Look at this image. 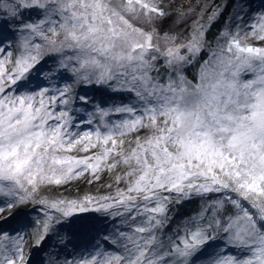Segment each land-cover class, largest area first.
<instances>
[{"label": "snow or ice", "instance_id": "obj_1", "mask_svg": "<svg viewBox=\"0 0 264 264\" xmlns=\"http://www.w3.org/2000/svg\"><path fill=\"white\" fill-rule=\"evenodd\" d=\"M225 6L206 19L202 7L181 39L157 27L173 15L165 0H0V26L19 34L15 55L0 40V214L32 204L43 216L31 232L0 230V264H29L30 240L88 223L107 225L102 243L49 264H264V46L249 43L264 42V13L249 24L241 8L213 50ZM33 71L71 83L24 91ZM77 85L130 99L77 121L74 106L94 103ZM104 174L106 195H43ZM193 199L198 211L169 236L173 206Z\"/></svg>", "mask_w": 264, "mask_h": 264}, {"label": "rangeland", "instance_id": "obj_2", "mask_svg": "<svg viewBox=\"0 0 264 264\" xmlns=\"http://www.w3.org/2000/svg\"><path fill=\"white\" fill-rule=\"evenodd\" d=\"M229 1L230 0H165V3L171 5V10L173 11V15L170 16L168 19L164 20L161 24H158L157 27L159 28L161 34H163L164 32H168L170 34L179 36L181 39H184L185 37L189 36V33L191 32V24L193 20L197 18L196 13L200 12L202 7L207 8V11L204 14L206 19L208 13L211 12L213 8L221 5H226L225 7H223V11L221 12L218 18V20L223 19L222 28L219 30L217 36H215V39H209L207 32V40L211 45V48L215 50L217 40L220 37L221 32L225 28H228L231 31L236 30V25L238 23L236 19V14L240 12L241 8H243V12H241V15L244 16V20L247 21L249 24L254 23L255 18L259 14L264 13V0H235V4L232 5L230 12H228L227 7ZM189 8L194 9L195 12L190 13L187 16V18H185L183 21L176 20L175 17L176 9H183L187 11ZM2 35H3V40H6V42L13 41L12 43L11 42L10 43L14 46L13 54L15 55V45L19 34L18 33L13 34L11 28H5L3 26H0V36ZM0 40H2L1 37ZM220 43H223V40H220ZM249 43H253L254 46H264V42L253 41L251 38L249 39ZM208 55L209 53L207 51L202 52L200 55L199 62L206 60L208 58ZM44 62H42V64L39 65L38 67L43 66ZM197 68H198V63L196 65L189 66L185 70V74L188 76L189 79H192L195 76ZM44 69L45 68L42 69L43 72L45 71ZM36 74L37 73L33 71V73L30 75L29 79L31 82L27 84V87L24 89V91L35 92L41 89L39 88L38 90L37 89L31 90L29 88L30 85H32L33 81L35 80L33 79V75ZM64 75L65 77L62 78L61 81L59 79L58 83H56V86H63L65 82L69 83V81L71 83V80L68 79V74H64ZM39 76L40 74H38V77ZM78 87L79 85H77L75 89H77ZM92 87L98 88L100 86L92 85ZM112 95H114V97L115 95H118L120 99L118 101H111L108 100L106 97L104 99L105 101L103 102L93 99L90 101L94 103H90L87 106L80 105L79 103H77L74 106V108L77 109V111L75 112V119L77 121H81V120L86 121L88 119L89 113H92L94 111L95 105H100L102 107H110L112 105H119L122 102H127L130 99L127 96H122L115 93H112ZM79 109H83V110H79ZM117 118L118 117L116 115H113L111 117L112 120H116ZM93 120L95 121L96 117H93ZM95 126H96L95 123H93V125L91 126L87 124H82L78 130L87 131L89 130L90 127H95ZM79 155H85V154L80 153ZM89 179L90 177L86 175L85 177L72 181L67 186L49 189L48 191L44 192L43 195L48 197L65 196L68 198L78 199L86 195L88 196L106 195L113 190L108 187V185L112 182L110 174H104L101 176L100 180L93 181L92 183L88 182ZM34 207L35 206L32 204L17 206L14 207L10 213L9 211L6 210L4 213L0 214V230L18 231L22 229L24 232H30L31 227L34 226L32 222L37 219L43 218L39 208L37 207L36 210H33ZM5 217H7V219H5ZM51 237L52 235H50L40 247H36L31 243V240L29 241V245L25 246L26 258L29 260V264H43L44 261L49 263L50 258L53 257H58L59 260L63 261L65 258H68L67 255H70L69 253L73 255V252L76 253V257H79L82 254L80 252H85V250L91 251L96 243H101L100 240L96 238L93 241L88 242L89 245L91 244L90 246L85 245V247L82 246L78 250L77 248H74V245L76 243L67 242L62 244L60 242H57L56 240L51 239ZM52 248H54L55 250H52Z\"/></svg>", "mask_w": 264, "mask_h": 264}, {"label": "trees", "instance_id": "obj_3", "mask_svg": "<svg viewBox=\"0 0 264 264\" xmlns=\"http://www.w3.org/2000/svg\"><path fill=\"white\" fill-rule=\"evenodd\" d=\"M234 4H235V0L229 1L228 7H227L228 12H230L231 7ZM222 20L223 19H219L212 25V28L208 31L209 39H215V36H217L219 30L222 28ZM0 37L3 40V35ZM7 42L11 44L13 41H7ZM40 67L42 69L45 68L44 72H49L51 69L56 68V64L53 63V60L48 59L44 62V65ZM64 77L65 75L62 78ZM62 78H57L56 80L45 79L44 75L40 74V76L38 77V74H36V75H33V79L35 80L33 81L32 85H30L29 88L31 90H36V89L38 90L39 88H43V87H55L59 79L61 81ZM75 91L78 95L87 94L90 100L95 99L101 102L105 101L104 99L106 97L108 100H111V101H118L120 99L118 95H115L114 97V95H112V93L110 91H107L105 88L92 87V85H79V87L75 89ZM199 205H200V202L198 200L193 199L191 201H185L183 204L173 206L175 210L171 213L172 223L169 226V228L166 230L167 234L169 236L174 237L175 233L178 230H181L183 228V224L185 220L188 217L194 215L198 211ZM33 227H35V225ZM33 227H31L30 232L33 230ZM106 228H107L106 224L96 225V226H92L91 223L84 224V225H79V224L78 225H64L62 227H59L58 231H54L50 235H52L51 239L56 240L57 242H60L62 244L67 243V242L76 243L74 245V248H77L79 250L82 246L84 247L85 245L90 246L91 244L89 245L88 242L93 241L96 238H98L100 242L102 243V240L100 239V237L104 234V229ZM98 231L100 233L99 236L97 235ZM52 250H55V249L52 248ZM87 252L88 250H85V252H80V253L86 255ZM69 254L70 255H67L69 259H71L73 256H76V253L74 252H73V255H71V253ZM43 264H49V263L44 261Z\"/></svg>", "mask_w": 264, "mask_h": 264}]
</instances>
